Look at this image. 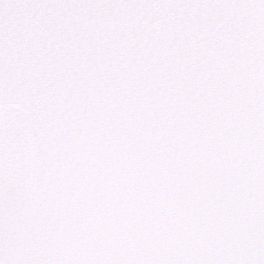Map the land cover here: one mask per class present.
<instances>
[{"label": "snow or ice", "instance_id": "snow-or-ice-1", "mask_svg": "<svg viewBox=\"0 0 264 264\" xmlns=\"http://www.w3.org/2000/svg\"><path fill=\"white\" fill-rule=\"evenodd\" d=\"M0 264H264V0H0Z\"/></svg>", "mask_w": 264, "mask_h": 264}]
</instances>
